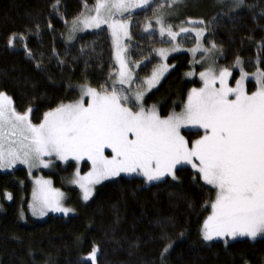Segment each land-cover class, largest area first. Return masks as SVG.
<instances>
[{"label": "trees", "instance_id": "16d2710c", "mask_svg": "<svg viewBox=\"0 0 264 264\" xmlns=\"http://www.w3.org/2000/svg\"><path fill=\"white\" fill-rule=\"evenodd\" d=\"M94 1L60 0L56 13L55 0H0V91L13 98L17 111L31 107L32 122L40 123L45 112L75 100L79 85L90 83L100 89L108 83L114 71L108 32L69 38L71 21L85 3ZM153 10L151 6L137 12L130 40L131 60L149 59L146 70L156 60L158 37L143 34L142 26ZM188 11L205 17L209 29L205 40L221 50L220 65L232 67L239 57L246 70H264V0H244L239 10L204 0ZM13 35L18 38L10 46ZM169 61L175 64L173 70L146 97V104H158L162 115L180 110L189 90L200 84L185 75L191 66L188 53ZM74 165L59 164V171L69 172ZM87 168L83 162L81 171ZM54 174L55 184L68 190L76 213L36 220L28 212L33 184L27 168L0 169V194L12 196L0 209V264H92L85 256L94 247L96 264H264V237L227 243L203 239L200 226L211 211L215 189L190 166L177 168L175 180L147 184L140 177L120 176L102 182L87 202L77 187ZM169 243L172 247L165 253Z\"/></svg>", "mask_w": 264, "mask_h": 264}, {"label": "snow or ice", "instance_id": "6c2138e0", "mask_svg": "<svg viewBox=\"0 0 264 264\" xmlns=\"http://www.w3.org/2000/svg\"><path fill=\"white\" fill-rule=\"evenodd\" d=\"M179 3L180 0H165L153 10L159 35L175 41L182 33H195L197 46L190 51L219 52L214 41H210V47H202L200 41L206 27L181 26L178 31L173 30L167 22L171 13L166 9ZM151 4L152 0H96L91 9L85 3V12L72 21L70 33L102 25L110 31L118 64L110 86L98 90L82 85L79 99L45 112L40 123L32 122L31 107L17 111L13 98L0 91V169L17 163L29 169L48 167L45 157L52 156L64 161L70 157L77 162L88 160L91 170L81 176L77 169L73 181L88 201L95 185L121 173L138 174L148 183L164 181L166 177L175 180L177 166L188 164L215 189L212 214L203 225V239L224 238L226 243L228 238L237 237L254 240L264 235V70L257 67L251 73L256 88L249 92L246 81L250 74L243 67L233 87L229 85V68L217 71L210 66L199 74L203 87L191 89L182 111L161 117L155 106L146 109V92L159 83L169 66L157 65L150 77L141 79L133 88L137 77L130 64L139 68L140 63L127 58L128 49L123 44L124 38L129 37L130 20L116 17ZM242 4L243 0H236L232 7ZM59 7L60 0H55L53 11L58 13ZM188 23L203 25L204 21ZM150 29L151 20L145 25V31ZM17 38L13 35L9 45L14 46ZM179 50V45L174 44L170 50L159 49L158 55L167 60L169 51ZM28 55H32L30 50ZM241 64L237 57L236 65ZM182 129L202 130L203 134L190 141ZM106 149H111L110 155H105ZM36 183L39 189L33 192L30 206L34 215L43 216L48 211L67 215L73 211L63 206V193L52 189L51 181ZM11 198L9 194L8 199ZM171 247L169 243L163 251L166 253ZM97 252L94 247L86 259L95 264Z\"/></svg>", "mask_w": 264, "mask_h": 264}, {"label": "rangeland", "instance_id": "374dc122", "mask_svg": "<svg viewBox=\"0 0 264 264\" xmlns=\"http://www.w3.org/2000/svg\"><path fill=\"white\" fill-rule=\"evenodd\" d=\"M203 1L204 0H180V3L178 5H176V6H174L172 9H166V11L171 13V15L167 19V22L173 25V30H175V31H178L179 27H181V26L188 27V28H191V27H206L207 30H206L204 36L201 38L200 43H201L202 47H210L211 45H208L206 40H205L206 37H207L208 31H209L208 24L206 22L205 17L203 15L202 16H192L190 13H188L189 12L188 9H190L191 6L198 5V4L202 3ZM207 1H209V0H207ZM218 2L220 3V5H226L227 4L233 10H239V9L244 7V0H243L242 6L239 7V8L232 7V5L235 4L236 0H218ZM95 3H96V0L94 1L93 4L87 5L88 8L89 9L93 8ZM161 3H165V0H152L151 6H153V8L155 9L157 7V5H159ZM151 6H147L145 8L135 9L131 14L125 13L123 17H120V16L116 17L117 19L130 20L129 37L128 38H124V40H123V44L126 45L127 49H128L127 54H126L127 58L130 61H132L131 60V54H130V50H131L130 40H131V37H132V29H133L132 26H133L134 16L137 14V12H140V11L146 9V8L151 7ZM82 12H85V8H84V10ZM90 14H94V12H92ZM157 14H159V13H157ZM149 20L152 21V29H150L149 31H145L146 22L149 21ZM189 20H192V21H201L202 20V21H204V24L203 25L189 24L188 23ZM72 21L69 24L70 29H71ZM99 30H106L108 32L110 38H111V44H112V49H113L114 71H113L112 75L109 77L108 83L106 84V86H110L111 81L115 79V73H116V70L118 69V64H117L116 59H115V46H114V43H113V39H112L111 33L108 30L107 26L106 25H102L101 28H98V29L89 28V29H85L83 31H77L75 33H70V34L72 36L71 39H74L77 35H81V34H84L86 32H89V31H99ZM142 33L143 34H150V33H156L157 34L156 36L158 37V40L154 44V50H153V57L156 58V60L152 64V68L150 67V70H146L143 67L148 62L149 59H142V60L138 61L140 63V67L139 68H135L134 65L130 64V67H132L133 72H134L135 76L137 77V79H135V81H134L133 88H135L136 84L141 83V79H146V78L150 77L151 74H152L153 69L157 65H160L161 63H166L169 66L168 70L164 73V75L160 79L159 83L154 88L151 89V91H153L154 89H156L163 82V80L170 74V72L173 70V68L175 66V64H173V63H171L169 61V58L172 57L173 55H176V54H179V53H188L190 55V57H191V61H190V65L191 66H190V69H188L186 71L185 75H186V77L188 79H198L200 81L199 85L193 86L191 89L203 87V81L201 80L199 74L201 72L206 71L211 66L217 71H219V69H222V68H229V70L232 72V77L229 78V85L233 86V87L235 86V80H238L240 78V67H243L244 71L248 72L250 74L249 75V79L246 81V86H247L249 92L255 91L256 85H255L254 78L251 76V73L255 72L256 70H254V71L246 70L245 67L243 66V60H241L242 64L240 66H237L236 62H235L232 67H225V66H222V65L219 64V58L222 55L221 54V50L219 52L214 51L211 54H205L203 51H196V52L190 51L191 49L196 48V46H197V39H196L195 33H188V34H183L182 33L180 36H178L176 38L175 41H171L166 35L164 37H161L159 35L158 27H157V25L155 23L154 12L150 16H148L145 19V21L143 22ZM174 44L175 45H179V49L180 50L179 51H174V52L173 51H169L167 60H162L161 57L158 55V50L161 49V48L170 50L173 47ZM189 72L193 73V75H191V76L188 75ZM85 84H87L90 87L98 89L97 87H94L90 83H83V84L79 85V87H78L79 88V94H78V97L75 100L80 98V87L82 85H85ZM217 86H219V85H217ZM252 86H254V87L252 88V90H250L249 88L252 87ZM125 88H127V86H125ZM191 89L189 90V93H190ZM109 90H111L110 87H109ZM151 91L146 92V94L144 96V106H145L146 109H150L153 106H155L161 117H166L169 114H171L172 112H180V111H182L183 107L180 110L171 111L170 113H168L166 115H162L160 113V109H159L158 104H151V105H147L146 104V97ZM75 100H73V101H75ZM87 100H88V98L85 97V101L86 102H87ZM73 101H71V102H73ZM186 102H187V100H186ZM68 103H70V102H68ZM129 106H133L134 107V105H129ZM182 134L185 136L186 139H189L190 141H194V140L198 139L203 134V131L202 130H196V129H182ZM110 154H111V149H106L105 150V155H110ZM45 160L49 162V166L48 167H44L43 165H39V166H35V167L29 169L27 165L17 163L14 167L4 168L2 170L3 171L12 170V169H15V168L21 167V166L27 168V170L29 172V175H30V178H31V181H32V184H33L32 194H31V197H30V200H29V203H28V208H29L28 212L30 213V216L32 218H34L36 220H44L45 218H47L51 214H53V215H65L62 212H54V211H48L47 214L43 215V216L34 215L33 214L32 209H31L30 206L33 203V192L34 191H38V189H39V186L36 183L37 180L51 181L50 187L52 189L59 190L61 193H63V199H62L63 206L66 207V208L73 209L72 212L68 213L65 216H69V215L75 214L76 213L75 205H73L72 203H70L68 201L69 198H70L68 190H66L62 186H59V185L55 184L54 179H55L56 176H55V174L53 176L52 173H56L57 176L61 175V179L63 180V182L65 184H69V186L77 187L80 190V192H81V199L83 201H85L83 199L82 190L80 189L79 185L75 184L73 181L76 178L77 169H79V172H80L81 176L85 175L87 172H89L91 170V162L88 161V160H82V161L77 162L75 159H73L71 157L67 161H64V160H60L59 158H57L55 156L45 157ZM70 161L75 162V165L70 169L69 172L62 171V173H61L59 171V164H61V166L65 167V166H67V163L70 162ZM83 162H87L88 163V168L84 172L81 171ZM181 166H190L191 167V165L185 164V165H178L177 168H179ZM120 176L143 178L142 176H140L138 174H135V173L131 174V175L125 174V173H121ZM120 176H118V177H120ZM118 177H113V178L108 179V180H112V179H115V178H118ZM166 178H168V177H166ZM108 180H104L102 182H105V181H108ZM143 180L145 181L144 178H143ZM155 182H158V181H154V182H151V183H155ZM146 183L147 184H151V183H148V182H146ZM99 184L95 185V190H94L93 196L95 195L96 188H97V186ZM208 186L213 188V186H211V185H208ZM9 194H11V193L6 192V193H4L3 196L0 194V209H2L4 207V201L5 202H10L11 201L12 198L8 199V195ZM93 196L89 200H91L93 198ZM211 214H212V209L209 212V214H207V216L204 218V220H203V222H202V224L200 226V233H201L202 237H203V231L202 230H203L204 221ZM22 220L23 221H27V218H26L25 214L22 215ZM260 237H264V235L258 236L256 239H258ZM244 238L245 239H251L249 237H237L236 239H244ZM236 239H234V240H236ZM216 240L225 241L224 238H215L212 241H216ZM232 240L233 239L228 238L227 242L228 241H232ZM251 240H253V239H251ZM212 241H206V242H212ZM89 253L86 254V256H85L86 258L88 257ZM95 264H96V262H95Z\"/></svg>", "mask_w": 264, "mask_h": 264}]
</instances>
